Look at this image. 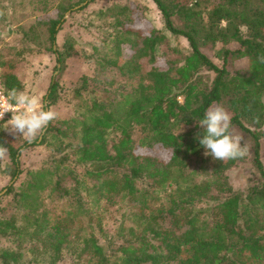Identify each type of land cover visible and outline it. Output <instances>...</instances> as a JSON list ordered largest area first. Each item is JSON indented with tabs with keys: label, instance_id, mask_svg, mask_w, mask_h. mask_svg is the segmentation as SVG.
I'll list each match as a JSON object with an SVG mask.
<instances>
[{
	"label": "trees",
	"instance_id": "obj_1",
	"mask_svg": "<svg viewBox=\"0 0 264 264\" xmlns=\"http://www.w3.org/2000/svg\"><path fill=\"white\" fill-rule=\"evenodd\" d=\"M94 1H35L45 17L0 48L5 94L23 91V62L36 52L53 54L54 72L63 71L76 54L56 42L64 16ZM151 1L162 29L145 33L133 26L130 4L97 12L110 31L86 56L93 74L73 90L80 113L52 121L39 143L13 145L0 130L9 149L3 172L12 182L0 199V264H264V0ZM174 39L183 53L158 54ZM119 81L127 91L115 98L106 90ZM58 86L52 75L44 110ZM216 106L250 143L249 157L224 163L205 156L198 119ZM43 145L52 147L49 157L24 171L22 153ZM246 160L257 179L235 190L228 172ZM118 202L129 209L128 225L111 237L98 211Z\"/></svg>",
	"mask_w": 264,
	"mask_h": 264
},
{
	"label": "rangeland",
	"instance_id": "obj_2",
	"mask_svg": "<svg viewBox=\"0 0 264 264\" xmlns=\"http://www.w3.org/2000/svg\"><path fill=\"white\" fill-rule=\"evenodd\" d=\"M36 0H0L1 5L4 7L5 20L0 24V48L8 44H16L20 32L28 30L39 17H45L39 5H36ZM56 3H65L67 1L77 2L79 0H56ZM114 3H126L130 4L133 11L132 18L134 19L133 26L140 29L143 33L149 32L153 28L162 29V19L155 4L151 0H95L91 3L87 9L79 13H73L70 15V11L66 13L64 19L66 23L62 26V30L57 34L56 42L59 48L63 46L65 42L69 43L76 51V54H72L70 58L65 60L64 68L61 73L54 72L55 56L47 51L36 52L31 56L25 58L23 62V68L21 69V75L24 78L23 91L29 94L38 95L42 101V107L47 106L45 100L49 81L51 76H57L58 89L55 97V102L49 107L53 111L58 113V119L53 121V125L64 119L70 118L81 110L78 108V101L73 98V90L76 89L77 84L83 76L91 77L94 72V62L88 60L86 56L94 55L93 47H101L103 41L107 38V33L110 31L107 27L105 20L97 15V12L101 9H105ZM84 3H80L75 6L74 10H77ZM54 12L49 15H53ZM45 29L41 30L39 35V41L45 39L43 33ZM38 41V42H39ZM169 48L159 47L158 54L165 53L168 57H173L172 49H177L182 52L186 50L184 44L179 39H174L169 42ZM38 48V47H37ZM36 48V49H37ZM105 51V50H103ZM183 53V52H182ZM159 63H163L160 60ZM245 63H237L235 68H244ZM109 77L115 79L117 74L111 72ZM127 86L124 82L119 81L112 89L106 90L107 93H111L118 98V95L126 92ZM0 130L7 140H10L13 145H19L24 138H16L10 134L9 131H4L2 125ZM188 128H182L180 132L187 131ZM43 136V135H42ZM41 137H37L35 140H39ZM112 135L109 136L111 140ZM248 146V157L251 153L250 143L244 141ZM52 152V147L47 145L33 147L22 153L21 167L24 171L38 169L42 162L45 161ZM138 152H141L138 150ZM261 161L264 166V139L261 140ZM8 164V157L4 160H0V199L7 191L12 182L8 175L3 171L5 165ZM229 182L233 189L246 191L257 179L256 172L251 166V162L246 160L244 164L232 168L228 172ZM23 178V177H22ZM4 201V198H3ZM2 205V204H0ZM95 210V207H94ZM98 211V210H97ZM129 209L126 208L124 202H118L113 205L104 206L98 212H102V229L108 236H113L118 227L127 220L126 212ZM124 226L128 225L126 221Z\"/></svg>",
	"mask_w": 264,
	"mask_h": 264
},
{
	"label": "clouds",
	"instance_id": "obj_3",
	"mask_svg": "<svg viewBox=\"0 0 264 264\" xmlns=\"http://www.w3.org/2000/svg\"><path fill=\"white\" fill-rule=\"evenodd\" d=\"M264 63V57H260ZM11 118L5 122V115ZM58 119V113L51 108L44 110L41 98L15 88L0 96V123L4 131H9L16 138H24L29 143L41 137L49 124ZM231 115L222 106L209 107L198 126L204 129L197 139L205 149V156L224 163L243 159L248 155V146L244 138L235 135L232 130ZM257 122L259 119L257 118ZM9 149L0 144V160L7 158Z\"/></svg>",
	"mask_w": 264,
	"mask_h": 264
},
{
	"label": "built area",
	"instance_id": "obj_4",
	"mask_svg": "<svg viewBox=\"0 0 264 264\" xmlns=\"http://www.w3.org/2000/svg\"><path fill=\"white\" fill-rule=\"evenodd\" d=\"M6 95L3 85H2V80H1V70H0V96ZM11 117V113L5 115V121H7ZM1 124V123H0Z\"/></svg>",
	"mask_w": 264,
	"mask_h": 264
},
{
	"label": "water",
	"instance_id": "obj_5",
	"mask_svg": "<svg viewBox=\"0 0 264 264\" xmlns=\"http://www.w3.org/2000/svg\"><path fill=\"white\" fill-rule=\"evenodd\" d=\"M83 5H84V4H83ZM40 139H41V138H40ZM40 139L38 140V143H39Z\"/></svg>",
	"mask_w": 264,
	"mask_h": 264
}]
</instances>
